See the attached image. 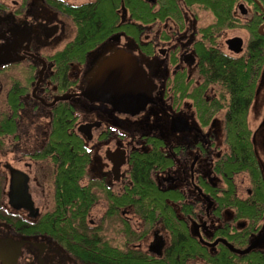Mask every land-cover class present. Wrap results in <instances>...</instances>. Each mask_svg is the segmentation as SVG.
Listing matches in <instances>:
<instances>
[{"label":"flooded vegetation","instance_id":"flooded-vegetation-1","mask_svg":"<svg viewBox=\"0 0 264 264\" xmlns=\"http://www.w3.org/2000/svg\"><path fill=\"white\" fill-rule=\"evenodd\" d=\"M140 1L146 24L135 18L132 1L111 0L107 36L85 45L81 20L105 0H0V264H102L83 257L68 230L82 222L93 240L112 246L111 264H247L252 254L264 264V213L250 220L229 203L230 179L235 198L254 197L250 173L223 169L232 156L231 97L203 74L204 50L258 66L251 129V114H264V102L255 106L264 89V0ZM117 51L135 56L152 84V102L135 114L128 98L114 107L86 95L96 68ZM62 119L75 138L54 139ZM254 119L251 142L264 176L257 139L264 118ZM71 143L84 166L77 183L85 200L78 204H88L78 222L80 207L63 199L60 186ZM157 151L140 186L139 164ZM240 175L249 180L245 197L235 183ZM149 182L160 203L147 201ZM98 204L100 217L93 213ZM163 207L175 214L173 228L171 219L152 217ZM109 221L116 222L112 244L104 235ZM253 241L249 254L229 247L245 250ZM175 242L187 243L176 260Z\"/></svg>","mask_w":264,"mask_h":264},{"label":"trees","instance_id":"trees-1","mask_svg":"<svg viewBox=\"0 0 264 264\" xmlns=\"http://www.w3.org/2000/svg\"><path fill=\"white\" fill-rule=\"evenodd\" d=\"M117 1V0H116ZM121 1V0H119ZM134 3L136 9L143 10L141 13H136L135 18L146 22V7H144L140 0H130ZM118 4V2H116ZM111 5V0H105L103 4V9L93 11L87 10L88 12L82 18L81 25L86 26V31L82 35V43L92 44L97 43L104 35V31L108 26H111V9L108 11V6ZM140 5V6H139ZM141 7V8H140ZM136 11V10H134ZM81 38V36H80ZM68 51L65 52V54ZM73 50H70L72 53ZM87 51H80L81 54ZM78 53V50L76 51ZM205 56L203 57V62L205 65L203 69V74L206 78H210L213 82L219 83L223 86L230 94L231 97V112L227 117V134L229 142L232 144V156L224 163V171L229 172L230 176H233L237 172H248L250 173L251 181L254 185V194L253 199L248 202L242 203L240 200L234 196V183L233 179L228 180V185L230 187V204H235L240 209L241 213L245 214L247 219L253 220L260 218L264 213V176L261 169V166L256 160L255 154L253 152V144L251 138L253 135L252 130L248 124V107L251 103V100L254 96L255 90V81L256 78L255 72L258 70V66L255 63L245 64L244 61L233 60L225 57L223 54L218 53L217 51H207L204 50ZM65 119H62L55 124L54 139H67L71 140L75 138L72 135H69L67 129V124H65ZM73 143L70 146L66 147V152L63 158L66 162L71 165V167L65 168L66 164H63L61 170L65 168L64 176L61 178L60 186L65 187V194L63 199L68 200L72 207L79 206L78 214L74 220L78 222V217L84 218L82 214L83 209H87L88 204L85 206H80L78 202L85 200L79 192V176L84 172L82 166L80 155L77 151L73 150ZM154 155L160 156L158 151L156 153L150 154V157H146V162L139 164L137 169V176L139 177L140 186L146 185L148 181L149 172L153 169V166L157 163L153 158ZM56 157V156H55ZM143 158H141L142 161ZM144 160V159H143ZM85 166L88 163V159L84 158ZM150 161V162H149ZM81 162V163H80ZM149 162V164H148ZM72 171H76L75 174H72ZM148 187L151 190L149 195H146L147 201L149 204L160 203L156 200L155 196L159 193L157 187L151 182H149ZM61 198V195L60 197ZM90 203V201H88ZM163 203V201H161ZM152 208V207H150ZM152 217L154 218L157 213L161 216H164L166 219H171L173 228L176 224L175 214L173 211L167 209V207L157 208L152 211ZM65 213L63 216H65ZM62 216V217H63ZM70 234L73 236V239L76 240L80 247L83 257L91 259L94 261H99L102 264H111L114 256V249L108 242H103L102 239L95 238L94 235L89 236L87 234H92L93 231L87 229L82 222L81 224H71L68 226ZM186 241V240H185ZM238 242V241H237ZM247 243L246 239L243 243V246ZM175 251L173 253L174 260L177 259V254L185 253L187 248L186 242H175ZM80 252L79 249H76ZM235 257V256H234ZM256 259L253 254L247 256V264H256ZM215 261V260H214ZM252 261V262H251Z\"/></svg>","mask_w":264,"mask_h":264},{"label":"water","instance_id":"water-1","mask_svg":"<svg viewBox=\"0 0 264 264\" xmlns=\"http://www.w3.org/2000/svg\"><path fill=\"white\" fill-rule=\"evenodd\" d=\"M93 75L86 89V95L91 101H104L115 107L122 106L128 98L130 105L135 104L136 107L133 114L152 102V84L137 58L128 52L117 51L110 55L96 68ZM123 90L126 94L118 93ZM256 246L254 241L245 250H237L229 245L232 252L241 255L249 254Z\"/></svg>","mask_w":264,"mask_h":264},{"label":"rangeland","instance_id":"rangeland-1","mask_svg":"<svg viewBox=\"0 0 264 264\" xmlns=\"http://www.w3.org/2000/svg\"><path fill=\"white\" fill-rule=\"evenodd\" d=\"M140 6V5H139ZM141 8V7H140ZM136 12L137 13H141V12H143V10H142V8H141V10H139V9H136ZM210 18H212L211 16H210ZM212 19H210V21H211ZM143 23H145L146 24V22H144L143 21ZM127 46V44L125 45V47ZM99 62H100V60L98 61V63H97V65L99 64ZM96 67V66H95ZM94 67V68H95ZM263 102H264V89L259 93V95H258V97H257V99H256V105L255 106H257V107H259L261 104H263ZM255 111H258V110H255ZM257 115H258V117L260 118V120H261V118H264V114H260V112L258 111L257 113H255V114H251V117H250V124H251V129H253V130H255L256 129V122H254L255 121V119H254V117H257ZM254 120V121H253ZM264 132V129L262 130V131H260L259 132V134H262ZM262 136H264L263 134L261 135V137ZM260 137V135H259V137L257 136V139L259 140L258 142V145H260L263 149H264V139L263 138H261ZM263 145V146H262ZM235 183H236V186L238 187V190H239V192H240V195L241 196H243V197H245L246 196V191H247V189L248 188H250V186H249V180H247L244 176H242V175H240V176H237L236 177V179H235ZM96 210L93 212L95 215H97V216H101L102 215V213H103V211H104V207L102 206V204H98L97 206H96V208H95ZM115 223L116 222H108V226L107 227H105V231H104V235H105V237L108 239V241L111 243V241H113V238H114V236H115V233H116V228H115ZM112 244V243H111ZM230 245H232V244H230ZM233 246V245H232ZM234 247V246H233ZM235 248V247H234ZM236 249V248H235Z\"/></svg>","mask_w":264,"mask_h":264}]
</instances>
